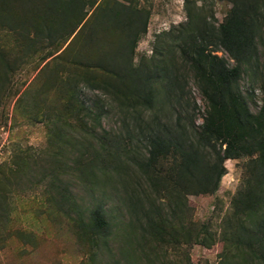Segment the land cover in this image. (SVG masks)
<instances>
[{
  "label": "trees",
  "instance_id": "16d2710c",
  "mask_svg": "<svg viewBox=\"0 0 264 264\" xmlns=\"http://www.w3.org/2000/svg\"><path fill=\"white\" fill-rule=\"evenodd\" d=\"M226 1L231 10L220 25L212 13L187 1V21L159 35L151 58L134 66L150 17L144 9L104 0L86 19L95 0H0L1 26L17 7L39 21L35 35L22 36L24 49L52 50L47 55L52 70L47 79L44 75L41 92L55 98L48 122L93 138L101 129L106 139L110 132L101 120L107 106L122 116L131 146L126 154L135 169L121 163L134 184L122 198L129 219L121 235L101 205L91 209L87 221L83 215L71 219L82 231L89 264H169L165 253L155 254L156 247L209 248L207 227L192 220L188 198L215 194L227 172L224 163L243 157L251 159L248 177L226 219V227L232 219L235 226L223 231L221 264H264V98L252 113L240 88L244 75L260 74L264 0ZM0 61L14 73V61L4 54ZM189 77L202 97V113L187 96ZM82 89L101 92L110 105L94 113L82 100ZM59 196L67 211L76 206L70 196ZM7 210L0 194L5 220Z\"/></svg>",
  "mask_w": 264,
  "mask_h": 264
},
{
  "label": "rangeland",
  "instance_id": "374dc122",
  "mask_svg": "<svg viewBox=\"0 0 264 264\" xmlns=\"http://www.w3.org/2000/svg\"><path fill=\"white\" fill-rule=\"evenodd\" d=\"M95 1L86 19L104 0ZM115 1L130 3L150 13L147 32L137 44L134 66L151 58L159 35L187 21V1L202 7L205 13H212L216 25L222 24L231 10L226 0ZM38 23L33 13L25 16L17 7L4 26L0 25V54L15 62L11 66L15 68L14 73L8 74L7 66L0 61V194L9 216L5 220L0 211V264H89V250L82 231L71 219L77 220L83 215L87 221L91 209L101 205L113 225L112 230L121 235L129 219L122 198L134 185L121 163L124 167L132 165L126 154L131 146L121 127L122 116L108 106L101 120L104 131L110 132L106 139L101 136V129H96L93 138L79 130L61 129L57 123L46 120L55 104L54 95H41L44 75L47 79L53 66L51 58H47L52 50L39 45L24 49L22 42V36L35 35L33 29ZM262 35L260 74L251 78L244 75L240 83L252 113L259 111L264 98ZM217 55L227 58L224 52ZM186 93L196 101L202 113L203 100L190 77ZM80 95L94 113H100L105 103L110 105L99 91L82 89ZM195 124L200 126L202 119L198 118ZM250 160L247 157L227 160L224 163L226 175L215 194L188 198L192 220L207 227V244L212 240L209 248L160 246L162 248H155V254L165 253L169 264H221L226 254L221 241L223 231L235 226L232 219L226 227V219L233 214L232 200L244 186ZM169 167L168 163L163 170ZM59 194L70 196L76 206L67 211V206L59 205ZM104 260L107 261V257Z\"/></svg>",
  "mask_w": 264,
  "mask_h": 264
}]
</instances>
